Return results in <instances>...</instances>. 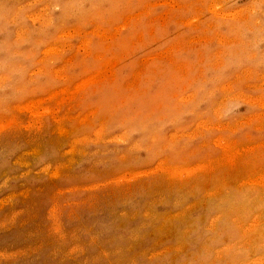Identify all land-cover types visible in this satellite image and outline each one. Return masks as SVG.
I'll use <instances>...</instances> for the list:
<instances>
[{"label":"rangeland","instance_id":"374dc122","mask_svg":"<svg viewBox=\"0 0 264 264\" xmlns=\"http://www.w3.org/2000/svg\"><path fill=\"white\" fill-rule=\"evenodd\" d=\"M0 264H264V0H0Z\"/></svg>","mask_w":264,"mask_h":264}]
</instances>
